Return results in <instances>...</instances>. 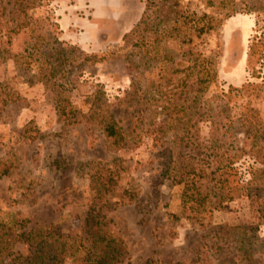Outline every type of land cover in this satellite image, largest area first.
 Segmentation results:
<instances>
[{
  "label": "rangeland",
  "instance_id": "374dc122",
  "mask_svg": "<svg viewBox=\"0 0 264 264\" xmlns=\"http://www.w3.org/2000/svg\"><path fill=\"white\" fill-rule=\"evenodd\" d=\"M3 3L0 159L14 163L17 169L0 179V217L8 220L15 212L29 221V228L49 225L62 237L86 236L85 218L94 205V174L118 164L117 190L110 195L111 205L102 210L109 233L125 247L118 264H264V163L256 161L249 151L254 145L252 138L248 145L243 144L249 128L258 133L264 146V0H154L148 11L152 30L141 26L137 33L147 39L162 33L167 36L168 30L182 39H193H168L161 48L167 49L170 62L166 65L156 58L150 66L145 48L137 47L132 54V47L124 44L125 33H101L95 28L105 25H89L83 8L86 0H25L28 24L14 32L7 29L17 23L19 13L14 7L20 6L15 0ZM190 16L205 18L197 25L210 28L198 34L192 27L196 23H189ZM9 17L12 19L7 22ZM61 27L68 30L63 35H71L77 42L62 40ZM55 36L60 37L62 51L71 58L64 64L65 56L60 55L57 82L41 79V68L29 69L18 57H12L38 37L45 55H50L52 48L45 43H53ZM157 53L162 58L163 51ZM85 55L91 58L85 60ZM191 71L194 75L189 77ZM208 72L216 75L203 83L208 89L197 108L216 93L229 99L225 109L237 135L234 143L243 147L230 169L231 180L242 192L196 223L172 217L180 212L181 186L170 179L156 184L161 197L154 202L152 188L164 158L159 151L168 145V136L147 133V129L150 118H162L161 106L168 102L165 97L149 99L151 105L144 104V99L151 95L159 99L155 89L169 94L187 92L184 87L198 86L193 79L196 75L205 77ZM60 83L64 86L59 87ZM98 84L112 102L123 99L116 112L127 131L142 126L144 135L138 146L130 141L114 153L97 128L60 122L56 101L66 97L86 112ZM199 124L202 141L207 142L211 122L202 120ZM183 158L199 174L216 170L212 157L186 151ZM131 196L135 200L130 202ZM253 226L257 227L255 232L250 230ZM200 247L204 262L197 260ZM65 264H73L72 257Z\"/></svg>",
  "mask_w": 264,
  "mask_h": 264
},
{
  "label": "trees",
  "instance_id": "16d2710c",
  "mask_svg": "<svg viewBox=\"0 0 264 264\" xmlns=\"http://www.w3.org/2000/svg\"><path fill=\"white\" fill-rule=\"evenodd\" d=\"M3 1L0 0V16H3L6 11V5H4ZM153 1H145V10L141 19L128 33L124 34L122 40L124 44L132 47V54L135 53L137 47L139 50L145 48V53H147L145 58L146 63L149 62L148 66L152 65L150 62H154L156 58L168 65L170 55L165 47L161 48L162 44H166V41L170 38L189 41L193 38L185 36L182 39L177 35H172L168 30L165 31L168 37L164 36V33L158 35H154V33V36L146 39L138 34L137 29L141 26L145 30H152V16L148 11ZM14 4L20 6V8L14 7V9L16 8L15 11L19 13L15 19L17 23L8 27L7 32L20 31L28 24L25 0H22V2L21 0H15ZM203 16L209 18L208 14ZM10 19L12 18L9 17L7 22ZM190 19L189 23L192 25L196 23L192 27L197 32L199 31L198 34L200 35L210 28L205 27V25L203 27L197 25V21L205 19L203 17L195 18L190 16ZM39 40L40 37L31 43L30 47L26 46L23 51L14 53L12 57H18L22 62L21 64L29 69L32 66L41 68V79H46L47 81L55 79V82H57L59 80L57 78L59 72L57 66L60 62V55L65 56L64 64L69 62L71 58L66 56L68 52L62 51L65 48L60 47L62 43L59 36L54 37L53 43L50 41L45 43V46L49 45L52 48L50 55H45ZM56 43L59 44L58 47L55 45ZM253 47L254 44L250 46L249 65L252 64L253 60ZM2 50L5 52L7 48ZM153 50H155V54H152ZM160 51H163L162 58L157 57V52ZM87 58L91 57L85 55L84 59L87 60ZM101 58L104 60L106 57ZM136 64L135 61L132 62V65L136 66ZM72 66L74 65L70 63V67ZM194 67L196 66L194 65ZM192 75H194V72L188 73L189 77ZM215 75L216 73L211 74L209 72L205 77L199 74L196 75V78L194 77L193 79L198 81V86L195 84L188 87L183 86L187 89V92L177 91L173 93L171 91V94H169L167 91L162 92L161 89H155V92L160 94L159 99H155L152 95L150 97L145 95L147 99H144V104L149 103V99L158 101L164 97L168 102L166 105L163 104L161 106L163 116L160 120L150 118L147 133L151 132V134L168 136V145L162 147L159 151L161 155H164L163 166L157 175L156 181H154L152 193L155 195L154 202L159 200L161 189L156 187V184H158L159 180L162 182L164 178L170 179L174 185L181 186L180 212L175 215L172 214L174 219H180L182 216L193 222L202 223L207 214L212 213L214 209H221L226 200L236 199L242 192L231 180L232 172L230 169L243 147L234 143L237 140V135L233 131V121L225 109L229 99L225 94L216 93L205 99L201 106L197 108L202 95L208 89V86L203 87V83ZM61 85V83L58 84L59 87ZM0 86H3V84H0ZM157 87L160 88V85ZM236 90L241 91V89ZM148 91L154 95L153 91ZM128 95H131V93ZM117 100V104L112 102L107 96L103 85L98 84L86 112L75 108L71 100L66 97L56 101V107L59 120L65 126L86 124L97 128L104 135L108 149L116 153L125 149L130 141H133L135 146H138L144 135L142 126L140 130L138 129L139 125L136 126L134 131L129 132L126 130L116 112L124 101L121 98ZM150 103L152 105V102ZM202 120L211 122V130L206 140L207 142L202 141L199 124ZM250 138L253 139L254 145L249 151L256 161L263 164L264 146L259 143L261 141H259L258 133L248 128L244 134L243 144L248 145ZM186 151L212 157L216 163V170L203 175L197 173L194 165L183 158L186 155ZM117 165L115 164L113 168H104L94 174L91 185L92 189H94V205L88 210L85 218L84 228L86 229V236H78V238L62 237L56 228L49 225L42 228H29V221L15 212L12 213V217L8 220L0 217V264H65L68 257H72L73 264H118L121 262L125 247L120 240L109 233L105 215L102 214V210L111 205L110 195L115 193L118 187L119 179L115 177L119 173ZM16 169L17 166L14 163L0 159V179L9 177ZM123 196L125 197V195ZM134 198L131 196L130 202L135 200ZM165 205L168 204L166 203ZM256 228L253 226L250 227V230L255 232ZM19 246H22V249ZM201 254L202 249L200 247L197 260L204 262L205 257H202Z\"/></svg>",
  "mask_w": 264,
  "mask_h": 264
},
{
  "label": "crops",
  "instance_id": "0c3cea01",
  "mask_svg": "<svg viewBox=\"0 0 264 264\" xmlns=\"http://www.w3.org/2000/svg\"><path fill=\"white\" fill-rule=\"evenodd\" d=\"M146 0H86L84 9L88 23L93 27V23L105 25L96 26V31L101 33H128L141 19L145 10ZM61 39L75 43L71 35H63L68 30L61 27Z\"/></svg>",
  "mask_w": 264,
  "mask_h": 264
}]
</instances>
